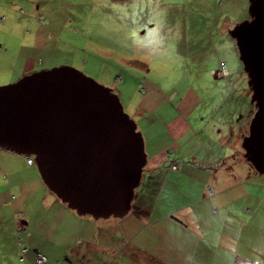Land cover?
Listing matches in <instances>:
<instances>
[{
    "label": "crops",
    "instance_id": "0c3cea01",
    "mask_svg": "<svg viewBox=\"0 0 264 264\" xmlns=\"http://www.w3.org/2000/svg\"><path fill=\"white\" fill-rule=\"evenodd\" d=\"M34 1L42 11L48 0ZM30 4L0 0V32L17 20L8 19L15 14L14 5L26 12L20 28H29L34 20ZM37 29L49 31L47 24ZM41 64L27 56L23 75ZM221 64L212 89L220 83ZM144 84L143 96L127 104L147 159L133 199L142 213L117 223H78L79 215L47 189L34 163L28 165L26 156L0 149V264H36L38 254L46 257L44 264H121L118 255L132 264H264V176L257 178L252 167L239 164V136L230 144L228 123L207 121L216 114L208 110L207 98L198 119L191 115L193 108H176L159 84ZM125 85L121 79L119 94L127 91L121 88ZM205 85L203 81V94ZM202 118L201 128L195 130L194 119Z\"/></svg>",
    "mask_w": 264,
    "mask_h": 264
},
{
    "label": "rangeland",
    "instance_id": "374dc122",
    "mask_svg": "<svg viewBox=\"0 0 264 264\" xmlns=\"http://www.w3.org/2000/svg\"><path fill=\"white\" fill-rule=\"evenodd\" d=\"M251 1L142 0L136 6L124 0H48L40 11V2L31 0L29 15L34 20L24 30L19 20L26 12L14 5L15 14H9L8 19L17 20L8 31L0 32V87L22 79L27 56H34L42 62L34 72L68 67L111 90L125 114L137 125L127 104L143 96L145 82H154L182 112L193 108L191 115L199 119L206 104L209 111H215L214 116H207V121L228 123L232 135L228 129L226 140L232 144L239 136V164L250 168L242 145L257 108L231 32L252 20ZM24 22L23 19V26ZM40 24H47L49 31L40 33ZM203 33H208L206 40ZM204 61L207 63L203 64ZM219 62L226 67L218 72V88L212 89ZM121 79L128 83L121 87L127 90L123 94L118 92ZM203 81L207 90L204 94ZM203 98H207L205 105ZM198 119L193 122L195 130L203 124V118L200 122ZM255 173L257 178L264 176ZM135 204L136 200L132 201V207ZM131 216L132 210L120 219L95 221L100 225L117 223ZM76 219L78 223L80 219L86 220V226L90 225L87 221H94L90 216ZM118 261L133 263L120 255Z\"/></svg>",
    "mask_w": 264,
    "mask_h": 264
},
{
    "label": "water",
    "instance_id": "95a60500",
    "mask_svg": "<svg viewBox=\"0 0 264 264\" xmlns=\"http://www.w3.org/2000/svg\"><path fill=\"white\" fill-rule=\"evenodd\" d=\"M235 40L256 114L245 157L264 174V0ZM0 149L32 158L47 189L79 216L125 217L146 166L144 141L111 90L75 69L54 68L0 87Z\"/></svg>",
    "mask_w": 264,
    "mask_h": 264
},
{
    "label": "trees",
    "instance_id": "16d2710c",
    "mask_svg": "<svg viewBox=\"0 0 264 264\" xmlns=\"http://www.w3.org/2000/svg\"><path fill=\"white\" fill-rule=\"evenodd\" d=\"M223 63L221 64V67H223ZM244 158H245V160H247V158L245 157V152H244ZM250 163V162H249ZM248 163V164H249ZM252 168H253V170L254 171H256L255 169H254V167L251 165V163L249 164ZM171 170H173V171H176L177 170V166L176 165H174V164H172L171 165ZM257 172V171H256ZM131 210H132V213L133 214H137V215H139V214H141L142 212H141V209H139L138 207H136V206H133L132 208H131Z\"/></svg>",
    "mask_w": 264,
    "mask_h": 264
},
{
    "label": "built area",
    "instance_id": "2783aa9c",
    "mask_svg": "<svg viewBox=\"0 0 264 264\" xmlns=\"http://www.w3.org/2000/svg\"><path fill=\"white\" fill-rule=\"evenodd\" d=\"M33 163H34L33 159L27 157V164L32 165ZM45 262H46V257L42 254H38L36 258V264H44Z\"/></svg>",
    "mask_w": 264,
    "mask_h": 264
}]
</instances>
